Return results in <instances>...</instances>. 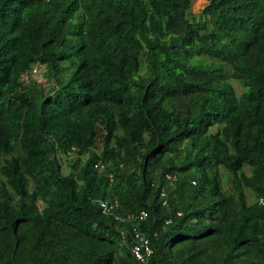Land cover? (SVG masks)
Returning <instances> with one entry per match:
<instances>
[{
	"label": "trees",
	"instance_id": "trees-1",
	"mask_svg": "<svg viewBox=\"0 0 264 264\" xmlns=\"http://www.w3.org/2000/svg\"><path fill=\"white\" fill-rule=\"evenodd\" d=\"M192 1L0 0V264H264V0Z\"/></svg>",
	"mask_w": 264,
	"mask_h": 264
},
{
	"label": "built area",
	"instance_id": "built-area-1",
	"mask_svg": "<svg viewBox=\"0 0 264 264\" xmlns=\"http://www.w3.org/2000/svg\"><path fill=\"white\" fill-rule=\"evenodd\" d=\"M258 204L264 206V198H259ZM100 207L102 208V212H104V213H108L112 209L111 204H109L107 202H101ZM145 216H146V214L144 212H141L138 215V219L144 220L146 218ZM135 238L137 240V244H135L133 247V254L137 259L142 261L143 258L145 257V255L148 256L151 254V251L148 248V240L139 231H137V233H135Z\"/></svg>",
	"mask_w": 264,
	"mask_h": 264
},
{
	"label": "rangeland",
	"instance_id": "rangeland-1",
	"mask_svg": "<svg viewBox=\"0 0 264 264\" xmlns=\"http://www.w3.org/2000/svg\"><path fill=\"white\" fill-rule=\"evenodd\" d=\"M205 4H206V0H193L191 4V12L193 14H199L202 11ZM34 68L36 69V72L33 73V77H34L33 79L40 84L43 85L48 84V78L45 69L43 67H38V66H35ZM233 86L236 88L237 93L241 92V87L237 83L233 82Z\"/></svg>",
	"mask_w": 264,
	"mask_h": 264
},
{
	"label": "clouds",
	"instance_id": "clouds-1",
	"mask_svg": "<svg viewBox=\"0 0 264 264\" xmlns=\"http://www.w3.org/2000/svg\"><path fill=\"white\" fill-rule=\"evenodd\" d=\"M34 72H36V69H35V68L32 70V74H33ZM259 198H263V197H259ZM259 198H258V199H259Z\"/></svg>",
	"mask_w": 264,
	"mask_h": 264
}]
</instances>
